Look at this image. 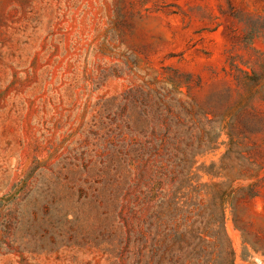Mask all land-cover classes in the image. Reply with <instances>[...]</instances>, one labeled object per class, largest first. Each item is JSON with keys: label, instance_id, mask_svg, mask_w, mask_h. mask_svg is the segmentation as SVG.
I'll use <instances>...</instances> for the list:
<instances>
[{"label": "rangeland", "instance_id": "374dc122", "mask_svg": "<svg viewBox=\"0 0 264 264\" xmlns=\"http://www.w3.org/2000/svg\"><path fill=\"white\" fill-rule=\"evenodd\" d=\"M257 29L264 0H0V264H111L90 248L40 250L35 164L70 158L91 107L148 75L177 71L198 101L228 91L236 102L238 68L259 69L263 57ZM242 104L236 127L257 143L247 154L256 196L227 207L225 229L235 264H264V94Z\"/></svg>", "mask_w": 264, "mask_h": 264}, {"label": "trees", "instance_id": "16d2710c", "mask_svg": "<svg viewBox=\"0 0 264 264\" xmlns=\"http://www.w3.org/2000/svg\"><path fill=\"white\" fill-rule=\"evenodd\" d=\"M257 30L254 38L264 43ZM261 55L259 69L238 68L234 75L242 89L234 103L228 91L217 101H198L177 71L163 79L148 75L99 99L71 157L37 161L32 170L40 250L90 248L111 264H235L226 209L256 196L257 185L247 156L257 143L236 123L242 103L264 94ZM221 145L226 150L218 163L196 166ZM199 172L210 180L201 182Z\"/></svg>", "mask_w": 264, "mask_h": 264}]
</instances>
